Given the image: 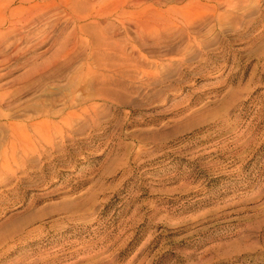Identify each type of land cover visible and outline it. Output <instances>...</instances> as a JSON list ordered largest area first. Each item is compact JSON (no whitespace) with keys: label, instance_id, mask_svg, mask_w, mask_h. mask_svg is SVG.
Segmentation results:
<instances>
[{"label":"rangeland","instance_id":"obj_1","mask_svg":"<svg viewBox=\"0 0 264 264\" xmlns=\"http://www.w3.org/2000/svg\"><path fill=\"white\" fill-rule=\"evenodd\" d=\"M65 1L0 46V264H264V0Z\"/></svg>","mask_w":264,"mask_h":264},{"label":"bare ground","instance_id":"obj_2","mask_svg":"<svg viewBox=\"0 0 264 264\" xmlns=\"http://www.w3.org/2000/svg\"><path fill=\"white\" fill-rule=\"evenodd\" d=\"M30 1H35L34 5H38L39 3L41 4V2H44L45 0H0V46L5 45L6 44V40L9 37L8 31H11L12 29L14 30H19L20 28H17L16 25H20V22L24 21V15L26 14L27 10H28V6L27 3H29ZM54 1V0H53ZM61 1V0H60ZM65 1V0H64ZM74 1V0H73ZM79 1V0H78ZM86 1V0H85ZM84 1V2H85ZM50 2V0H49ZM59 2V1H58ZM66 2V1H65ZM64 2V3H65ZM83 2V3H84ZM91 2V0H90ZM48 3V2H47ZM46 3V4H47ZM52 3V2H50ZM68 3V2H66ZM65 3V5H66ZM82 3V5H84ZM87 3V2H86ZM45 4V3H44ZM56 4V3H54ZM92 4V3H91ZM64 5V4H63ZM77 5V4H76ZM95 5V4H94ZM93 5V7H94ZM98 5V4H97ZM44 7V6H43ZM30 8V7H29ZM35 8V7H34ZM41 8V7H40ZM45 8V7H44ZM58 8V7H57ZM78 8V7H77ZM47 9V8H46ZM86 9L88 10V8H84V9H80V10H75L74 12H77L78 15H80L83 12H86ZM43 10V9H42ZM41 10V11H42ZM48 10V9H47ZM100 10V9H99ZM98 10V11H99ZM59 11V10H58ZM57 11V12H58ZM89 11V10H88ZM97 11V10H96ZM102 11V10H101ZM46 12V11H45ZM48 12V11H47ZM72 12V11H71ZM96 13V12H95ZM33 14V13H32ZM37 14V12L35 13ZM48 14V13H47ZM56 15V13H54ZM61 14V12H60ZM64 14L66 15L65 11ZM28 15V14H27ZM39 15V14H38ZM68 17L69 14L67 13ZM36 16V15H35ZM74 16V15H72ZM26 17V16H25ZM30 17V16H29ZM44 17V16H43ZM50 17V16H49ZM57 17V16H56ZM59 17V16H58ZM62 17V16H61ZM71 17V16H70ZM80 17V16H79ZM82 17V16H81ZM33 18V16H32ZM60 18V17H59ZM67 18V16H66ZM75 18V17H74ZM78 18V17H77ZM76 18V19H77ZM41 19V18H40ZM48 19V18H47ZM51 19V18H50ZM34 20V19H33ZM42 20V19H41ZM69 20V19H67ZM26 21V20H25ZM45 21V20H44ZM29 22V21H28ZM33 22V21H32ZM50 22V21H49ZM47 22H45L46 24ZM22 24V23H21ZM49 24V23H48ZM51 24V23H50ZM14 26V27H13ZM27 26V25H26ZM24 27V26H23ZM42 28V27H41ZM51 28V27H50ZM82 28V27H81ZM7 29V31H5ZM25 30V29H24ZM13 31V30H12ZM88 31V30H87ZM15 32V31H14ZM71 32V31H70ZM85 32V31H84ZM82 33V32H81ZM76 35H72L69 39L65 40V45L63 46L64 50L69 51L71 49V46L77 41V38L75 37ZM79 36V35H78ZM88 36V35H86ZM91 36V35H90ZM24 37V36H23ZM107 37V36H106ZM114 37V36H113ZM46 38V37H45ZM116 38V37H115ZM80 39V38H79ZM91 41V40H90ZM84 42V41H83ZM87 42V40H86ZM80 43V42H78ZM82 43V42H81ZM8 45V44H6ZM81 45V44H80ZM79 45V46H80ZM117 45V44H116ZM77 49V48H74ZM73 49V50H74ZM72 50V51H73ZM70 52V51H69ZM75 52V50H74ZM73 53V52H72ZM68 55V53L66 55H64V62H65V57ZM62 57V56H61ZM67 58V57H66ZM73 59V58H72ZM71 60V59H70ZM67 62V60H66ZM72 62V60H71ZM69 63V62H68ZM70 64V63H69ZM69 66V65H68ZM62 70V69H61Z\"/></svg>","mask_w":264,"mask_h":264}]
</instances>
